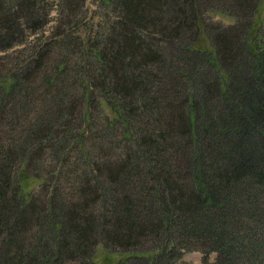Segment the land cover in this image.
I'll list each match as a JSON object with an SVG mask.
<instances>
[{
	"label": "trees",
	"instance_id": "trees-1",
	"mask_svg": "<svg viewBox=\"0 0 264 264\" xmlns=\"http://www.w3.org/2000/svg\"><path fill=\"white\" fill-rule=\"evenodd\" d=\"M257 1L0 0V264H264Z\"/></svg>",
	"mask_w": 264,
	"mask_h": 264
},
{
	"label": "rangeland",
	"instance_id": "rangeland-1",
	"mask_svg": "<svg viewBox=\"0 0 264 264\" xmlns=\"http://www.w3.org/2000/svg\"><path fill=\"white\" fill-rule=\"evenodd\" d=\"M49 1V21L46 23V25L43 27V31L40 32H46L49 25H51L53 23V20L55 18L56 15V2L57 0H48ZM84 7L87 8V11L95 13L99 10V6H98V2L97 0H84ZM206 17L211 18L215 21H219L223 24H227L229 22L232 21V18H230L227 14L219 12L218 10H212L211 12H206L205 13ZM93 19H96V17L94 16ZM86 21H89V18L86 17ZM251 36L253 34H255V36H261L264 37V0H258L257 1V8H256V12H255V17L253 18V24H252V29L250 32ZM198 40V41H197ZM197 42H195V45L198 47H205L207 48L209 45V41L207 40V36L206 34H204L202 31H199L198 33V37H197ZM210 46V45H209ZM74 47H70L69 51L72 52ZM45 59H47V56L45 55ZM40 67V65H39ZM31 73L30 76L31 77ZM41 85L39 84L38 87L39 88H33L34 89V93L32 95V98L37 99L39 94L37 92H39L40 90L44 91L46 88H44L43 86L40 87ZM32 90V89H31ZM37 91V92H36ZM253 135V134H252ZM250 140L252 141V143L256 142V138L251 136ZM106 148V147H105ZM102 148L100 149L98 152H101L102 154H105L103 157L104 160H113L114 159V154L111 153L113 152L112 149H105ZM118 153V152H116ZM36 185V180L34 179H29L25 182V189L30 188L31 186ZM70 190V189H69ZM74 191V190H73ZM258 191V190H257ZM259 192V191H258ZM76 194V191L74 192ZM62 194V193H61ZM78 195V194H76ZM90 196V195H89ZM97 198V196L95 195H91V197ZM85 200L88 199V196H84ZM151 242H143L142 246H148L150 245ZM105 249L103 247H97L95 253H94V257H96L97 260L99 261H105L107 260L105 257ZM201 251L197 250V249H191V250H185L183 251V253L180 256L181 260H186L187 262H193V263H199L201 261ZM109 255V259L108 262H116V260L119 258H122L125 254L124 253H119V254H115L117 252H107ZM215 257V252L210 251L207 253L206 258L208 261H212ZM97 263V262H96Z\"/></svg>",
	"mask_w": 264,
	"mask_h": 264
}]
</instances>
